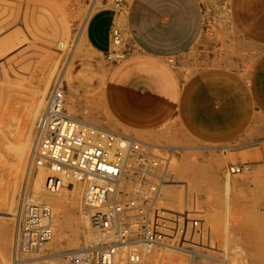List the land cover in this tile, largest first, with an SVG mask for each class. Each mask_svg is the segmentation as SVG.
Wrapping results in <instances>:
<instances>
[{
    "label": "crops",
    "instance_id": "1",
    "mask_svg": "<svg viewBox=\"0 0 264 264\" xmlns=\"http://www.w3.org/2000/svg\"><path fill=\"white\" fill-rule=\"evenodd\" d=\"M86 37L120 54L98 109L73 113L177 150L198 206L233 213L264 256V0H127L95 13Z\"/></svg>",
    "mask_w": 264,
    "mask_h": 264
},
{
    "label": "rangeland",
    "instance_id": "2",
    "mask_svg": "<svg viewBox=\"0 0 264 264\" xmlns=\"http://www.w3.org/2000/svg\"><path fill=\"white\" fill-rule=\"evenodd\" d=\"M126 2L0 0V264H70L69 259L75 253H86L85 259L96 264V252L89 248L94 243L86 240L84 220L88 210L81 201L84 184L79 185L72 199L71 194H66L72 182L64 178L62 189L50 200L45 192L46 171L30 168L28 159L35 121L58 79L65 113L81 119L73 113L77 108L89 116L91 108L100 106L103 79L120 53L97 51L88 42L86 30L95 13L110 6L125 8ZM116 38L112 33L113 41L119 40V47H131L124 34L118 37L117 33ZM38 101L39 107L33 114ZM81 120L136 140L108 125L100 126L87 118ZM135 147L141 149L138 156L143 157L150 172L146 178L157 185L153 188L147 185L141 194L132 196L135 202L148 205L154 222H163L162 240L158 244L151 242L148 249L142 247L137 261H130V251L122 252L124 245H121L118 259L122 260L114 264H264V256H257L242 240L244 236L235 225L239 220L233 213L216 211L210 216L198 206L189 193L187 167L179 163L177 150L147 143ZM133 161L138 163L137 158H132ZM180 171L185 175L179 176ZM40 176L44 177L42 184L37 183ZM25 188L31 203L37 201L36 205H42L39 208L49 210L52 229L49 237L39 242L24 238L26 243L20 244L16 239L14 251V227H20L17 216L25 201ZM158 231L154 230V234ZM20 233L15 231V238ZM162 243L178 245L183 250Z\"/></svg>",
    "mask_w": 264,
    "mask_h": 264
},
{
    "label": "built area",
    "instance_id": "3",
    "mask_svg": "<svg viewBox=\"0 0 264 264\" xmlns=\"http://www.w3.org/2000/svg\"><path fill=\"white\" fill-rule=\"evenodd\" d=\"M112 33L117 39V29H113ZM58 89L48 95L35 121L29 167H45V187L50 192L61 188L63 178L83 182L87 218L94 230L102 235L111 234L90 247L96 252V264L112 263L113 251L122 244L128 247L130 260L137 261L140 257L137 251L139 245L148 249L151 242L157 244L162 240L160 226L163 222H154L148 205L135 202L136 198L132 196L133 193L141 194L147 185L151 188L156 186V182L146 178L150 172L142 161L143 157L138 156L141 149L135 147L136 144L143 146L146 143L107 132L65 113L63 96ZM111 143L116 145L114 153L106 150ZM132 158H137L138 163L132 162ZM150 176L157 178V175ZM123 182L127 185H123ZM23 198L25 201L18 215V232H21V236L17 234L16 239L19 243L24 238H30L33 242L47 239L51 232L45 223L50 217L49 210L39 208L28 197ZM154 230L159 231L154 234ZM126 243L134 245L128 246ZM77 256L70 257L69 263L90 264V260L85 259L86 253Z\"/></svg>",
    "mask_w": 264,
    "mask_h": 264
},
{
    "label": "bare ground",
    "instance_id": "4",
    "mask_svg": "<svg viewBox=\"0 0 264 264\" xmlns=\"http://www.w3.org/2000/svg\"><path fill=\"white\" fill-rule=\"evenodd\" d=\"M46 85V84H45ZM53 87V91L55 90H59L58 88H60V79H58V81L55 83V85L54 86H52ZM52 91V92H53ZM39 105V101L37 102V105L35 106V109H34V111H33V114H35V110L37 109V107H39L38 106ZM34 116V115H33ZM33 116L31 117L33 120H34V118H33ZM32 122V121H31ZM105 131H107V132H109V130H107V129H105ZM97 139H98V137H96ZM28 139V138H27ZM133 139V138H132ZM137 140V139H136ZM121 142H122V140H121ZM115 149H116V145H115V143H111L107 148H106V150H107V152L108 153H114L115 152ZM29 160V159H28ZM30 161V160H29ZM36 169H41V170H43V172L44 171H46V173L45 174H47V170L45 169V167H43V166H37L36 167ZM43 172L41 173V175H44L43 174ZM40 175V174H39ZM45 176V175H44ZM44 177L42 176H40V178L39 179H37V183L38 184H42V182H43V179ZM64 179V178H63ZM64 180H66V178L64 179ZM44 184H45V180H44ZM82 184H83V182H81V181H77V180H74L73 179V181H72V186L71 187H69L68 188V190H67V192H66V194H69V196H70V194H71V197L70 198H72V199H74V195H75V192H77V188L79 187V185H81L82 186ZM126 183L125 182H123V185H125ZM64 185V184H63ZM127 185V184H126ZM157 185V184H156ZM42 186V189H43V185H41ZM159 187V186H158ZM38 188V187H37ZM82 188V187H81ZM39 189V188H38ZM45 189H46V187H45ZM59 189H62V187L61 188H59ZM44 190V189H43ZM45 192L47 193L46 194V196H47V198H49L50 200H52V199H54L55 198V196L56 195H58L57 194V192H59V190H57L56 192H50V191H48L47 189L45 190ZM81 192V191H80ZM25 196H27V191H26V188L24 189V193H23ZM80 194V193H79ZM84 196V195H83ZM28 197V196H27ZM26 198V197H25ZM29 198V197H28ZM66 198H67V196H66ZM69 198V199H70ZM34 201V200H33ZM40 201V200H39ZM81 201H82V204L84 203V197H82V199H81ZM37 202V201H36ZM35 203V202H34ZM20 204V203H19ZM39 206V205H38ZM40 206H42V205H40ZM47 206V205H46ZM44 207V206H43ZM45 208V207H44ZM47 208V207H46ZM85 209V208H84ZM86 209H88V208H86ZM85 209V210H86ZM87 211V210H86ZM17 213H18V211H17ZM83 213H85V212H83ZM18 215V214H17ZM18 217V216H17ZM85 217H86V215H85ZM48 220L45 222V223H47V226L46 227H50V230L52 229L51 228V215H50V217H48L47 218ZM84 220V219H83ZM84 222L86 223V225L85 226H87V233H86V240L87 241H89L90 243H94V244H96L97 242L96 241H98L99 239H104L103 237H108V236H110L111 234L110 233H108V234H104V235H102L99 231H97V230H94V227L92 226V224H91V221L86 217V219L84 220ZM83 222V223H84ZM15 224H17V223H15ZM53 224V223H52ZM16 226V225H15ZM18 228V227H17ZM17 228H15L14 227V245H13V247H14V251H15V248H17V247H15V241H16V236H15V231L17 232L18 230H17ZM174 229V228H173ZM169 230V229H168ZM161 232H162V230H161ZM171 234V233H170ZM84 237V236H83ZM23 241V240H22ZM33 242V241H32ZM39 242V241H38ZM88 242V243H89ZM23 243H26V241L24 242L23 241ZM28 243H29V241H28ZM85 243V242H84ZM142 243V242H141ZM21 244V243H20ZM35 244V243H34ZM158 244V243H157ZM164 246H171L172 248H175V249H177V250H183V248L181 247V246H175V245H169V244H166V243H162ZM123 245V244H122ZM25 246V245H24ZM83 246V245H82ZM90 246V245H89ZM28 247V246H27ZM26 247V248H27ZM35 247V246H34ZM91 247V246H90ZM89 247V248H90ZM143 246L142 245H139L138 246V248H137V251H138V253H140V256H141V251H142V248ZM121 248V247H120ZM142 248V249H141ZM22 249V248H21ZM19 250V249H18ZM23 250V249H22ZM119 251H120V249L119 248H115V251H113L114 252V260H113V264L116 262V261H118L119 259V256L121 257V255H119L118 256V253H119ZM127 252L128 251V249H125L124 247L122 248V252ZM185 251V250H184ZM88 252V251H87ZM120 253V254H124V253ZM79 253H80V250H79ZM15 254V253H14ZM72 254V253H71ZM84 254V253H83ZM73 255V254H72ZM76 255H78V254H74V258H76ZM126 255H128V253L126 254ZM70 257V256H69ZM128 257V256H127ZM126 257V258H127ZM125 258V259H126ZM121 259V258H120ZM124 259V260H125ZM122 260V259H121ZM121 260H119L118 262H120ZM127 261V260H126ZM131 261V260H130ZM15 262H17V260H15ZM133 263V262H132ZM122 264V263H121Z\"/></svg>",
    "mask_w": 264,
    "mask_h": 264
}]
</instances>
